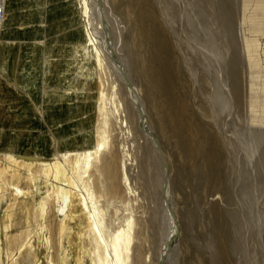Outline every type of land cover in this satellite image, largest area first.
Masks as SVG:
<instances>
[{"label": "bare ground", "instance_id": "1", "mask_svg": "<svg viewBox=\"0 0 264 264\" xmlns=\"http://www.w3.org/2000/svg\"><path fill=\"white\" fill-rule=\"evenodd\" d=\"M52 1L3 0L0 264H184L177 204L187 193L177 179L193 175L194 195L206 207L211 263L262 264V239L250 235V216L236 211L230 220L226 211L258 195L259 181L246 184L242 156L233 154L260 150L264 69L252 62L264 56V4L251 14L263 24V43L249 48L243 40L240 56L224 0H184V10L169 0H129L122 4L133 32L126 34L112 21L117 0H70L62 8ZM41 8L55 17L43 39ZM64 41L70 53L62 52ZM52 49L59 52L54 61L70 58L64 84L53 79L55 67H43L51 59L33 68V54ZM74 112L83 114V135L71 143L57 123ZM247 133L254 145L245 143ZM249 152L247 166L256 159ZM118 193L123 214L114 207L118 224L110 228L108 207ZM160 217L168 233L155 259L148 231Z\"/></svg>", "mask_w": 264, "mask_h": 264}, {"label": "rangeland", "instance_id": "2", "mask_svg": "<svg viewBox=\"0 0 264 264\" xmlns=\"http://www.w3.org/2000/svg\"><path fill=\"white\" fill-rule=\"evenodd\" d=\"M215 1H216V3L222 2V0H215ZM124 2H129V0H117L116 2H113L114 6H115V11H116V15L118 17V20L112 19V21H113V24L115 26L116 25L118 26L117 28H115L116 30L121 28L122 31L123 30L125 31V32H123V34H126V33L133 32V22H132L133 19L128 17L127 8L123 7ZM169 2L175 3L176 5L178 4L177 5L178 8H181L183 10L185 8L184 7V2H185L184 0H180L179 2L177 0L176 1L175 0H169ZM224 2L227 4V8L229 9L230 15L232 17V20L230 18V21H231L230 22V24H231L230 25V27H231L230 28V35L232 36V40L234 41L233 42L234 45L236 47L238 46L239 50H241L240 51V56H241V55H243V48H244L243 40H245L246 43H249V45H248L249 48L253 44L263 43V38L261 37V34H263V32L261 31L263 24L261 22H259L255 17L254 18L251 17V14L257 13L256 7L260 4H264V0H224ZM218 5L220 7V4H218ZM253 5L255 6V9H248V7H252ZM129 16H132L131 12H129ZM130 20H131V22H130ZM57 22H58L59 27L62 28L63 25H61V19L60 18H58ZM124 26L129 31L125 30ZM44 29H45L44 27H41V29L38 31L39 34L42 33V31ZM52 29H53V27L50 26L51 33H52ZM240 40H242V41H240ZM64 42L70 43L69 41H64ZM241 46H243V47H241ZM66 52L70 53L69 48L67 49ZM55 53H53V49H52L48 53V55H46L44 57H42L40 53L33 54L32 58L35 61L37 60L36 63L34 64L33 68L37 69L36 71L41 70V68L39 66L40 63H42V61L46 58L51 59L52 63L50 65H46V64L43 65L42 64L43 67L44 68L45 67H48V68L55 67V70H57V74L54 75L53 79L55 81L60 80L61 84H64L65 81H64V78L62 79V77L63 76L65 77V75L63 72L70 70V66L67 64V62H70V58L67 57L68 59L62 58L61 60L58 59V60L54 61L53 60L54 56L55 55L57 56V54H55ZM58 54H59V52H58ZM245 55H246V52H245ZM248 55H250V54H248V52H247V56ZM252 63L255 65H260L261 69L263 70L264 69V56H259ZM252 63H250L249 65H253ZM246 67L249 71L250 66L247 65V60H246ZM68 75L69 74H67L66 76H68ZM259 81L262 84L261 85L259 82V84L261 86L260 91H261V95H262V99H263L262 110L264 111V108H263L264 107V71H263V75L259 76ZM81 107L82 106L80 105V108ZM77 108H79V106H77ZM51 114L53 115L54 113H51ZM74 114L76 116H74L73 118L64 117L63 118L64 121L62 119L61 123H57L59 126L57 133L60 130H65L69 134L68 139L72 141L71 143H74L75 141L79 140L78 138L79 137L82 138V135H83V132H79V130H78V126L81 124V121H82V119H80V118L83 117V114H80V113L78 114L77 112L76 113L74 112ZM66 115H69V114H66ZM90 127H92V126L88 125L86 127L88 131H91ZM233 127L234 126L232 125V128L228 129V132L230 135L231 134L234 135V133H233L234 128ZM248 134L249 133H247V135H246L245 143L248 146L254 145L255 143H254L253 138L248 136ZM261 134H262L261 139H259L257 144H255L260 149V150H258L257 153H256L255 149L254 150L251 149V147H253V146H251V147L246 146L245 150H242L243 153L240 150L235 149L238 152L236 153V151H235L233 154L234 157L237 156L236 158H239L240 156H242V158H241L242 163L240 161V165H242L244 167V169H246L244 172L245 173L244 179H245L246 184H250L252 182L259 181V185H258V189H257L258 195L255 198H254V194H252V196H250V198L249 197H247V198L242 197V199H241L242 200V206L241 207H239L238 205L229 206L228 210L226 211V212H228V214L226 213V217H228L230 220L237 219V212L236 211H244L248 218L250 216L249 219L251 220V223H252V225L250 227V235L252 234V230H253L255 233L252 235L255 236L256 234H258L260 236V239H262L261 262H262V264H264V129H263V132ZM233 138L236 139V136L234 135ZM155 147H156V145H155ZM246 151L248 153H250L249 151H251V154L255 153L254 156L256 159L254 160V157H253V159H252L253 163L250 166H247L248 160L247 161L244 160L246 155H247ZM235 154H237V155H235ZM226 159H227L226 157H223V159H222L223 164L227 163L226 161H228V159L227 160ZM246 159H248V155H247ZM258 159L261 161L257 162ZM139 168H141L140 165H139ZM137 171H138V169H136V172ZM155 172H156V170H154V173ZM257 172H258V174H256ZM135 175H136V173H135ZM137 176L138 177H136V181H137L138 185L143 186L144 180H141V171L139 172V175H137ZM99 177H100L101 181L103 183H105V181H106L105 177L103 175H101ZM154 177H155V180L157 179L156 181L161 182L160 181L161 178L158 176V174H156ZM96 179H94V181L98 184V179H97V181H96ZM196 180H197V178L195 177V175L191 176L190 178H187V180H183L181 178L177 179L178 185L181 187V189H184L185 192L187 193V201L184 203H180L178 201V204H177V211L179 212V217H180L179 218L180 226L182 227V230H183L182 233L184 234L181 237V240H183L182 242L183 243L185 242V244L187 246V249H185L183 247V243H181L183 250L185 249L183 251L182 255H183V260L185 261L184 264H200V263L201 264H212L210 259H209V257L211 256V253L207 247V244H208L207 236H206V229H207V220L206 219L207 218L205 216L207 214V212H206V207L203 203V200H202V198H200L199 194L197 196L194 195V189H195L196 183L198 182ZM242 181H243V179L238 184L239 188H240V186H242V184H240V183H242ZM235 186H236V190L239 189L236 184H235ZM140 190H141V188H140ZM191 196H193V197H191ZM113 197L115 200L113 203L114 205H111L108 207V215L106 216L107 223L110 226V228H114L118 224V220L116 219V216L113 213V212H115L114 207L119 209V211L117 213L118 216L121 217L123 214V207L121 206V202H119V200L122 198L121 194H119V193L115 194ZM252 210H253V212H252L253 215L251 213ZM252 218H253V220H252ZM258 219H260V220L258 221ZM157 222H159V224L160 223L161 224L159 225ZM156 223L154 225H152V227H150L149 231H148V234L151 237H153L154 241H155V244L152 247V254H153L155 259H157L158 252H159L161 244L164 240L163 238H165V234L167 235V233H168V226H167L166 222L163 221V219L161 217L158 219V221H156ZM228 223H229V221H228ZM254 223H257V224H254ZM162 235H163V237H162ZM251 236H250V238H251ZM160 239H162V240H160ZM248 247H249L248 255L250 257H252L253 253H252V242H251V240H249V242H248ZM187 252H188V255H187ZM185 255H186V257H185ZM214 258H215V255L213 256V259Z\"/></svg>", "mask_w": 264, "mask_h": 264}, {"label": "crops", "instance_id": "3", "mask_svg": "<svg viewBox=\"0 0 264 264\" xmlns=\"http://www.w3.org/2000/svg\"><path fill=\"white\" fill-rule=\"evenodd\" d=\"M25 1H27V0H25ZM49 1H51V2H53L52 0H49ZM54 1H56L57 3V6H59L60 8H62V6H63V4H64V7H66L67 6V3L68 4H70V0L68 1V0H54ZM44 3V1L42 2V4ZM53 7H55L56 9H58L57 7H56V5H53L51 8H50V10H52L53 11ZM21 8H23V5L21 6H17V9H21ZM26 8L29 10H31V9H33V5H32V2H30V4H28V3H26ZM43 10H45V9H43V8H41L40 9V11H39V14H38V17H37V21H38V25H39V27H40V29H41V27H47V26H51V24L52 23H54L55 21H54V19H55V17L50 13V12H47V11H43ZM59 10V9H58ZM47 17H49L50 19L51 18H53V19H51V20H48L47 19ZM52 27V26H51ZM39 29V30H40ZM51 31V30H50ZM46 32V28L42 31V33H40V35H41V39H43V37H44V33ZM60 47H62L63 48V52H66L67 51V49L70 47V44H67V42H63L61 45H60ZM41 54V53H40ZM56 54V53H55ZM48 55V54H47ZM57 55H58V53H57ZM41 56L42 57H44V56H46V54H41ZM61 57H62V55H60ZM62 58H64L65 59V56H63ZM61 58V59H62ZM60 59V60H61ZM68 59V58H67Z\"/></svg>", "mask_w": 264, "mask_h": 264}, {"label": "built area", "instance_id": "4", "mask_svg": "<svg viewBox=\"0 0 264 264\" xmlns=\"http://www.w3.org/2000/svg\"><path fill=\"white\" fill-rule=\"evenodd\" d=\"M3 20V0H0V24Z\"/></svg>", "mask_w": 264, "mask_h": 264}]
</instances>
